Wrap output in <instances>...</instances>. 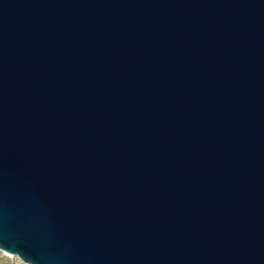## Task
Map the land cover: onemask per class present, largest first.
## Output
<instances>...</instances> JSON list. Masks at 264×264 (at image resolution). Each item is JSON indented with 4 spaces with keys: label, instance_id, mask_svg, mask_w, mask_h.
Returning <instances> with one entry per match:
<instances>
[{
    "label": "water",
    "instance_id": "1",
    "mask_svg": "<svg viewBox=\"0 0 264 264\" xmlns=\"http://www.w3.org/2000/svg\"><path fill=\"white\" fill-rule=\"evenodd\" d=\"M0 251L264 264V0H0Z\"/></svg>",
    "mask_w": 264,
    "mask_h": 264
},
{
    "label": "rangeland",
    "instance_id": "2",
    "mask_svg": "<svg viewBox=\"0 0 264 264\" xmlns=\"http://www.w3.org/2000/svg\"><path fill=\"white\" fill-rule=\"evenodd\" d=\"M0 264H29L22 261L16 255L10 253V255L5 254L4 252L0 251Z\"/></svg>",
    "mask_w": 264,
    "mask_h": 264
},
{
    "label": "bare ground",
    "instance_id": "3",
    "mask_svg": "<svg viewBox=\"0 0 264 264\" xmlns=\"http://www.w3.org/2000/svg\"><path fill=\"white\" fill-rule=\"evenodd\" d=\"M5 254L10 255V253L3 251Z\"/></svg>",
    "mask_w": 264,
    "mask_h": 264
}]
</instances>
